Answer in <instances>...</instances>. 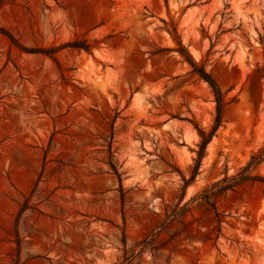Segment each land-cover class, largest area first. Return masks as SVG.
I'll use <instances>...</instances> for the list:
<instances>
[{"label": "rangeland", "instance_id": "rangeland-1", "mask_svg": "<svg viewBox=\"0 0 264 264\" xmlns=\"http://www.w3.org/2000/svg\"><path fill=\"white\" fill-rule=\"evenodd\" d=\"M0 29V264H264V186L200 199L264 145V0H5ZM180 50L227 102L200 164Z\"/></svg>", "mask_w": 264, "mask_h": 264}, {"label": "trees", "instance_id": "trees-1", "mask_svg": "<svg viewBox=\"0 0 264 264\" xmlns=\"http://www.w3.org/2000/svg\"><path fill=\"white\" fill-rule=\"evenodd\" d=\"M4 2L5 0H0V7L3 5ZM0 34L6 36L12 43L14 42L13 38L5 30L0 29ZM179 53L182 55V57L185 58L188 64L192 67L193 72H195V74H197L202 80L207 82L214 96V101H215L216 115L210 132H205L204 130L195 127L198 136L200 138V142L198 144L199 150L197 152V159H198L197 163L200 164V160L204 155L207 144L211 141L215 132L221 125L223 110L227 102L225 101L224 93L222 92L218 84L211 78V76L207 74L203 69H199L191 59H188L189 56L188 55L186 56L182 50H180ZM46 54L49 53L46 52ZM263 163H264V145L261 146L256 152L252 153L246 164L243 167H241L238 170V172L235 173L234 175L229 176L227 174V170H225L223 177L217 180L216 182L212 183L204 191V194L200 197V199L202 201L208 202L211 196L216 194H225L227 192H232L237 187L246 184L248 182H257L260 185L264 186V177L258 174H254V172ZM184 182L186 184L188 183V181L186 180Z\"/></svg>", "mask_w": 264, "mask_h": 264}]
</instances>
